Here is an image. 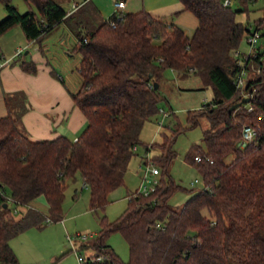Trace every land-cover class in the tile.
I'll list each match as a JSON object with an SVG mask.
<instances>
[{
  "label": "trees",
  "instance_id": "1",
  "mask_svg": "<svg viewBox=\"0 0 264 264\" xmlns=\"http://www.w3.org/2000/svg\"><path fill=\"white\" fill-rule=\"evenodd\" d=\"M11 1L0 0L8 11L0 21V37L20 26L29 41H39L63 22L75 32L82 82L72 97L87 125L76 140L61 135L34 141L22 122L26 96L6 98L9 113L0 117V264H19L10 245L15 236L45 221L64 219L70 181L82 179L92 211L106 210L143 143L145 122L159 112L160 84L167 69L180 78L199 76L214 91L210 102L187 117V128L197 127L200 116L210 121L203 131L205 148L194 145L186 155L201 174L203 187L188 190L191 195L181 206L170 202L178 190H186L170 172L182 128L165 135L161 144L147 145V151L155 145L161 150L153 161L161 166L162 176L150 193L128 196L126 209L115 221L101 216L100 234L92 246L95 257L101 258L96 263L264 264V61L257 63L261 72L253 71L248 80L254 96L232 108L242 101L234 83L241 69L234 51L250 26L237 21L243 9L235 10L233 0L229 5L225 0H180L198 20L190 36L146 9L81 20L55 0H25L38 9L26 13ZM262 9L255 26L264 36ZM16 58L23 70L37 72L25 54L12 61ZM250 105L253 111H248ZM167 116L164 112L163 119ZM245 126L259 127V133L241 148L238 140ZM197 155L203 160L197 161ZM40 197L48 205L47 216L34 206ZM113 232L127 240L128 261L106 242Z\"/></svg>",
  "mask_w": 264,
  "mask_h": 264
},
{
  "label": "rangeland",
  "instance_id": "2",
  "mask_svg": "<svg viewBox=\"0 0 264 264\" xmlns=\"http://www.w3.org/2000/svg\"><path fill=\"white\" fill-rule=\"evenodd\" d=\"M55 1L64 6L66 10H70L83 0ZM114 1L93 0L106 19L116 13ZM173 1L178 0H131V6L126 8L131 11L146 9L151 13L152 9L164 8L173 4ZM11 4L17 7L21 13L30 10L38 12L34 4L27 3L25 0H12ZM232 6L235 10L243 9L236 15L237 21L251 27H255L256 20L263 16L264 0L251 1L247 5L240 3L239 0H233ZM86 12L87 10L78 12L77 17H82ZM162 13H165V11ZM7 15L6 4L0 2V21ZM161 18L186 28L187 34L190 36L193 35L198 23L195 15L189 11L165 14ZM19 28L21 27L19 26ZM68 28L65 23V25L58 28V31L49 35L54 36V39H51L52 41L48 43V46L49 52L54 55L55 62L65 63L66 65L70 63V69L68 70L69 83L70 86L78 89L82 82L78 72L81 55L72 49L67 52L62 47H68L69 45L66 43L67 36L71 33L70 28ZM68 30L69 32H67ZM59 34L61 39H59ZM62 41L65 43L62 44ZM12 45H7V48L12 47ZM28 49L33 51L32 47L24 48L23 54ZM240 50L244 52L249 50L245 39L240 45ZM8 53L12 54L13 52ZM46 54H48L47 49ZM0 61H3V55L0 56ZM14 63H19L18 58L14 60ZM160 93L159 112L152 119L145 122L141 133L143 143L138 146L137 155L130 161L124 185L110 195L111 202L106 210L92 211L89 206L90 192L85 187L82 179L78 177L76 182L70 181L63 204L64 219L59 222L47 223L45 221L41 227H30L10 241V245L19 259V264H86L90 260L92 263L97 264L94 260L95 252L92 246L100 234L101 216L105 214L109 221H115L126 209L128 196L137 192L143 182L152 186L161 178L162 168L153 161L161 150L158 145H155L150 151H147V145L163 143L164 136H172L177 128H182V131L178 133L174 143L173 148L176 150L177 156L171 164L170 172L175 181L186 190H178L172 196L170 202L176 207L181 206L191 195L188 190L194 188L199 190L203 187L201 174L186 160V155L194 145H201L205 148L203 131L210 126V121L207 116H200V124L197 127L187 128L189 125L187 117L189 111L198 110L210 102L214 97V91L211 86L205 87L199 76L191 75L180 78L176 71L167 69L160 84ZM164 112L168 114L165 119H163ZM146 159H148V162L145 161ZM153 167H157L160 174L153 175L149 173L146 178V174ZM34 206L44 215H48V205L44 197L34 202ZM106 242L114 248L123 261L130 259L129 244L122 233L113 232ZM80 254L86 258L82 263L78 260Z\"/></svg>",
  "mask_w": 264,
  "mask_h": 264
},
{
  "label": "crops",
  "instance_id": "3",
  "mask_svg": "<svg viewBox=\"0 0 264 264\" xmlns=\"http://www.w3.org/2000/svg\"><path fill=\"white\" fill-rule=\"evenodd\" d=\"M130 1L127 0V8L131 6ZM173 2V4L164 8L152 9L151 14L154 17L161 18L165 14H177L185 11L183 3L180 0ZM62 7L64 8V6ZM127 8L126 12H135L127 10ZM82 10L89 11V14L86 12L82 17L79 16L81 20H84L86 17H95L97 20L101 17L104 18L99 6L93 0H83L76 4L74 8L66 11L68 15H75L77 17V13ZM163 11L165 13H162ZM65 23L59 24L53 31L46 34L39 41H29L19 26L14 27L0 37V50L2 51L0 56L3 55L5 58H12L20 48H33V51L28 49L25 55L27 56V60H33L37 65L36 73H29L23 70L20 62L13 64V61L0 69V117L9 113V108L6 104L7 97L17 93L25 95L27 98V109L22 115V122L30 138L34 141L54 139L61 135L76 140L87 125L85 114L75 104L72 97V93L78 91L81 85L78 89L70 86L68 77L70 63L66 65L65 63L60 64L59 62H55L54 55L49 52L48 43L54 39V36L51 37L49 35L58 31V28L65 25ZM182 28L186 31V28ZM70 32L72 34H68L66 41L69 44L68 47H62L67 52L70 49L77 52L75 47L78 39L71 28ZM59 39H61L60 34ZM63 43L65 42L62 41ZM9 44H13L10 47L11 49L7 48ZM46 49L48 54H46ZM8 52L13 53L10 54Z\"/></svg>",
  "mask_w": 264,
  "mask_h": 264
},
{
  "label": "built area",
  "instance_id": "4",
  "mask_svg": "<svg viewBox=\"0 0 264 264\" xmlns=\"http://www.w3.org/2000/svg\"><path fill=\"white\" fill-rule=\"evenodd\" d=\"M251 1H257V0H250ZM232 2V0H225L224 4L229 5ZM127 5V0H115L114 1V7L116 9L117 16H120V14L125 12ZM114 25V22H113ZM245 40L249 46V50L247 52L241 51L240 48L236 49L234 51V56L237 58L238 65L240 66V72L237 73L235 77L234 83L236 84V87L241 90V98L242 100L245 98L251 99L254 96V91H250L247 89L248 80L250 76L252 75L253 71L260 73L261 68L257 66V63L259 60L264 61V36L263 31L261 28H258L257 26L251 27L249 26L248 31L245 36ZM24 49L20 48L18 49L14 56L12 58H3V61H0V69L10 64V62L15 58L22 55ZM254 107L253 105H250L248 108V111H253ZM166 115V113H165ZM162 125V122H161ZM259 133V127L254 126H245L243 128V132L241 134V137L238 140V146L241 148L246 147L249 143L253 142ZM197 161L203 160L202 155H197L195 157ZM152 173L153 175L160 174V171L157 167H153L147 174ZM145 178V179H146ZM198 181V180H196ZM157 182H155L152 186H149L147 183H142L140 189L138 192L148 194L151 191L155 190ZM1 187V183H0ZM86 187V185H85ZM100 257H95V262L99 261ZM78 260L80 263L84 262L86 260L85 257H83L81 254L78 255Z\"/></svg>",
  "mask_w": 264,
  "mask_h": 264
},
{
  "label": "water",
  "instance_id": "5",
  "mask_svg": "<svg viewBox=\"0 0 264 264\" xmlns=\"http://www.w3.org/2000/svg\"><path fill=\"white\" fill-rule=\"evenodd\" d=\"M155 88H158V84L155 85ZM245 102H249V98H245V99H243L241 102L235 104L232 108L235 109V108H237L238 106H240L242 103H245Z\"/></svg>",
  "mask_w": 264,
  "mask_h": 264
}]
</instances>
